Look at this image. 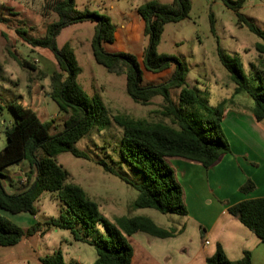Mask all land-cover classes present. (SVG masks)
I'll return each instance as SVG.
<instances>
[{"label":"trees","instance_id":"16d2710c","mask_svg":"<svg viewBox=\"0 0 264 264\" xmlns=\"http://www.w3.org/2000/svg\"><path fill=\"white\" fill-rule=\"evenodd\" d=\"M51 11L57 21L47 26L42 38H26L25 31H18L32 48L49 51L57 69L49 76L48 98L66 116L63 129L51 134L52 122H41L30 108L18 103H10L8 108L14 115V124L4 131L6 145L0 151V170L27 162L23 189L15 194L6 191L0 173V210L11 214L36 215L34 207L44 192L54 193L65 207V215L59 220L46 223L48 227L69 230L76 241H82L95 249L93 264H131L133 249L128 238L143 233L153 238H174L180 229L158 228L150 219L120 217L110 224L100 213L98 205L80 187L68 184L69 174L57 164L54 158L62 153L86 159L87 156L74 146L88 136L94 128L102 129L106 110L98 99H90L76 83L80 74L69 44L62 48L56 45V37L65 27L82 22H94L91 50L94 61L108 74L125 75L126 94L143 106L151 105L160 98L159 122L114 116L112 122L121 131V140L115 150L120 163L141 174L140 184L127 181L115 171V167L105 161L98 162L104 172L119 177L137 191L134 208L149 209L162 215L187 217L184 191L179 184L171 162L174 160L194 164L209 170L230 154V146L222 133L223 113L210 106L204 93L186 84V71L174 58L158 54L164 27L187 18L190 11L189 0H172L168 5L156 1L147 2L137 8L143 22V34L148 37V45L142 56V69L151 74H159L174 66L170 79L158 85L143 87L142 70L136 58L130 54H110L103 48L112 44L116 29L109 18L75 9L74 0H50ZM233 12H238L246 0H218ZM239 22L260 39L254 50L264 59V32L252 23L238 18ZM217 56L234 84L233 96L247 95L254 103L251 113L256 121L264 118V93L253 88L243 74L237 58L230 59L217 46ZM22 67L33 69L26 62ZM178 90L175 103L170 91ZM2 107L0 106V114ZM166 121V122H165ZM1 128V124H0ZM255 189L251 181L239 188L247 195ZM228 214L250 231L264 246V198L246 200L227 208ZM80 225L83 232L75 230ZM97 225L104 233L96 239L88 240ZM46 229V230H47ZM45 230V231H46ZM40 232V225L34 224L22 229L6 217L0 215V247L8 248L20 244ZM39 264H65L60 253L38 259ZM205 264H251V256L245 252L238 261H229L222 248L217 245L215 253L205 260Z\"/></svg>","mask_w":264,"mask_h":264},{"label":"rangeland","instance_id":"374dc122","mask_svg":"<svg viewBox=\"0 0 264 264\" xmlns=\"http://www.w3.org/2000/svg\"><path fill=\"white\" fill-rule=\"evenodd\" d=\"M151 1L163 5L172 2L74 0L76 11H87L110 19L116 29V37L112 44H104L103 48L110 54L133 55L142 70L143 87L167 82L174 71V66L159 74L142 69V56L148 45V37L143 34V22L137 8ZM189 3L190 11L186 19L164 27L156 52L176 59L186 71V84L203 92L210 106L222 113L225 110L251 112L254 103L247 95L233 96L234 84L218 59L217 46L230 59L237 58L251 86L260 88L264 93V59L254 50V46L261 41L238 20L242 17L264 32V0H246L238 12L226 9L218 0H189ZM56 21L50 0H0V151L6 145L4 131L15 122L8 108L10 103L30 108L41 122H52L51 134L63 129L66 116L48 98L49 76L57 69L54 57L47 50L30 47L18 34V31H25L26 38H42L47 26ZM94 26V22L87 21L65 27L56 37V45L59 49L65 44L70 45L80 69L76 83L88 98L98 99L102 103L106 110L104 125L102 129H92L88 136L75 144L74 147L84 153L86 159L62 153L54 160L69 174L68 184L83 189L110 224L114 225L120 217H143L150 219L158 228L178 229L185 223V218L134 208L137 191L119 177L104 172L98 165V162L105 161L127 181L135 184L143 181L140 173L120 163L114 153L121 140V131L112 122V117L126 116L159 122L161 99L155 98L148 106L135 103L126 94L125 75L108 74L94 61L91 50ZM23 62L33 69L22 67L20 64ZM178 94V90L170 91L175 103ZM27 167V162L21 161L1 169L2 183L15 187L16 192L21 191L25 185ZM22 179L24 182H21ZM34 207L35 216L20 214L14 218V215L0 211L2 216L16 219V225L22 229L40 225L39 233L16 246V262L10 264H39L38 259L56 253L61 254L65 264L94 263L96 252L92 246L76 241L69 230L47 229V222L59 220L65 215V207L56 194L42 193ZM75 230L83 232L77 224ZM103 233V227L97 225L88 240L96 239Z\"/></svg>","mask_w":264,"mask_h":264},{"label":"crops","instance_id":"0c3cea01","mask_svg":"<svg viewBox=\"0 0 264 264\" xmlns=\"http://www.w3.org/2000/svg\"><path fill=\"white\" fill-rule=\"evenodd\" d=\"M221 128L231 153L216 166L204 170L178 160L171 162L188 209L183 231L166 239L132 235L127 239L133 249L131 264H205L217 245L229 261H238L248 252L251 264H264V246L227 212L231 205L264 198V118L256 121L251 112L225 110ZM247 181L255 189L244 195L239 188ZM4 187L10 194L20 192ZM10 221L16 224V219ZM12 262H16V246L0 247V264Z\"/></svg>","mask_w":264,"mask_h":264},{"label":"built area","instance_id":"2783aa9c","mask_svg":"<svg viewBox=\"0 0 264 264\" xmlns=\"http://www.w3.org/2000/svg\"><path fill=\"white\" fill-rule=\"evenodd\" d=\"M207 244V243H206Z\"/></svg>","mask_w":264,"mask_h":264}]
</instances>
